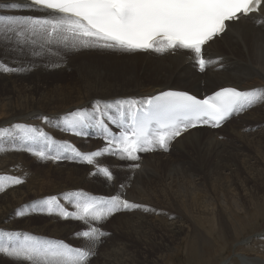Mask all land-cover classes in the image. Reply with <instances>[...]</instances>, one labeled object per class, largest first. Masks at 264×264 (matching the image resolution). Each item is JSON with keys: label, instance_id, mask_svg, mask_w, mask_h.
<instances>
[{"label": "snow or ice", "instance_id": "obj_1", "mask_svg": "<svg viewBox=\"0 0 264 264\" xmlns=\"http://www.w3.org/2000/svg\"><path fill=\"white\" fill-rule=\"evenodd\" d=\"M264 0H25L6 7L16 12L43 11L47 15L0 16V36L33 55L105 49L126 53L163 54L177 49L194 54L200 71L211 62L204 57V46L226 33L228 22L258 13ZM21 69L0 64V71ZM264 101V90L240 91L226 87L214 95L198 99L183 91H162L146 100H125L113 104L97 103L92 112L76 110L62 118V131L84 136L83 129L95 127L105 147L81 152L70 143L57 144L45 132L29 126L14 125L0 129V137H16L20 146L40 160L76 159L97 166V174L109 181L114 176L107 166H99L105 155L121 160L138 161L140 153L169 150V144L189 129L199 126L219 128L234 114ZM45 120L48 118L45 117ZM110 126L119 129L118 134ZM5 148L0 147V152ZM70 152L71 155L65 153ZM138 168L139 164L130 165ZM19 177L0 176V193L6 186L20 185ZM123 187V185H121ZM75 211H67L57 197L37 201L17 209L72 219L86 225L76 233L88 244L72 247L63 241L42 240L28 235L0 232V255L15 264H89L94 249L106 235L97 225L121 210L140 208L114 195L95 198L81 193L63 196Z\"/></svg>", "mask_w": 264, "mask_h": 264}, {"label": "bare ground", "instance_id": "obj_2", "mask_svg": "<svg viewBox=\"0 0 264 264\" xmlns=\"http://www.w3.org/2000/svg\"><path fill=\"white\" fill-rule=\"evenodd\" d=\"M19 2H21V0H0V16L8 15V14H12V15L14 14L15 15V14L20 13V12H16V11L12 10L10 8L9 9H3V7L8 5V4L19 3ZM262 14H264V12ZM262 14H261V16H262ZM260 28L261 29H258V28L254 29L251 25H248V24H245V25L241 26L240 28H235L233 30V34L238 39L234 40L232 38L227 37L226 41L223 45L221 43L217 44V47L219 50L214 53V56L219 59V62L218 63L213 62V65L216 68H224L226 70L224 75H222V73L216 74V75H211L209 71H205L204 74L196 76L195 85L200 89L210 87L212 90L218 89L221 87H226V86H233L237 89H251V88L260 86L261 89L264 90V26H261ZM45 55L49 56L48 61H46L47 59L46 60L41 59V60L36 61V60H34V56H36V55H33L32 51L30 49L21 50L15 44L3 41L2 36H0V63L5 62V63H8L10 67L21 69L20 71L6 72V74H5L9 79H12L11 80L12 85L10 86L11 89H7L4 93L3 92L0 93V129L5 127L6 125H11V126L21 125V126H29V127H35L36 128L37 126L35 124H30L28 122L26 123L25 121H28L27 118L34 117L35 115H37L39 113L44 114L45 117L48 118L47 120H45V121H47V125L49 124V125H52L54 127H58V123L60 122L61 118H63L64 116H66L69 113L75 112L76 110H80V108L85 109L88 107V105H91L92 103H94L92 106H96L97 103H100L101 105H103V104H107L106 102L108 101V99H113V98H117V97H129L132 95L140 96V95H144L146 93L158 92L160 90L169 88L168 85L170 83L174 84L176 82L180 83L183 81L186 83L185 85H189V83L191 82L190 81L191 80V68H190L189 62L187 61L185 64H183L184 60L182 57L171 58L165 62H162V61L157 62L155 60L147 58L144 55H137L135 57L130 56L129 58L105 56L106 57L105 60H103V57H98L95 55L86 56L84 53L77 54V55L63 53L62 57L61 56L55 57V56H51L49 54H45ZM102 56H104V55H102ZM37 57H39V56H37ZM92 57L93 58L98 57L101 60H91ZM210 57H212V55ZM66 58H68V59H66ZM24 59H30V60L27 63H24ZM69 60H71V61H69ZM138 63L141 64L140 67L138 66ZM47 64H50L49 65L50 67H46ZM69 66H71L70 73L75 72L77 75V81H78L77 88L75 90H70L69 92H67V94H65V98H63L62 100L58 99L57 102H60V103H57L55 101V98H52L51 95L57 93L56 90L59 89V86L58 85H56V86L47 85L45 82H43L40 79H42L41 76H51L50 73H52V72L56 73V72H59L60 70H62L61 71L62 74H68L66 72V68ZM47 69H49V71H47ZM36 70L38 72L34 74V71H36ZM39 80L41 81V84H40L41 87L50 86L52 88L54 86L53 87L54 91L50 95L51 97L48 100H46L44 98V99H41L40 101H38L37 102L38 104H35V101H33V97H31L30 100H26L24 97H26L27 95H31L32 93L38 92V90L40 89V85L38 83ZM16 82H26L29 85L17 87L16 86L17 84H15ZM51 83H53V82H50V84ZM201 83L203 84V86H201ZM1 86H6V85L2 84ZM75 91H77V92L75 93ZM49 93H51V92H49ZM49 93H46V94H49ZM90 101H93V102L88 103ZM250 107L257 108V109H254V110L251 109V111H249L247 113V116L244 117V121L242 122L244 124V127H246L245 123L248 120H252L253 124L263 126L264 125V101L258 102L256 104L250 106ZM89 112H91V111H89ZM58 117H59V120H58ZM25 118H26V120H25ZM33 123H37V121L33 122ZM242 123H241V125H242ZM262 129L264 130V128H262ZM263 130H261V132L259 131L260 134L256 135L255 138H251V137L249 138L250 135H253L251 133H249V135L248 134L246 135L245 133H242L241 131L239 132L235 129H232L230 131L231 133L228 136H227V134H223V132H222V134H221L222 139L224 138V136H226V138L230 137V141H233L231 143V146H230L231 151H229V158L230 159L228 158V160H226V158L225 159L216 158L215 160H212V162H210L207 166H204L203 164H205L211 157H214V156L217 157L220 154L217 155L215 153L216 151L207 152V150L205 153L202 154L200 151V149H201L200 145H204V146L207 145L208 148H210V149H216V147L218 146L217 136L212 137L211 133L207 130L189 131L186 133L187 136L180 138L176 142V145L172 148V149H177V150H179L178 146L184 148V150L181 152V158H179L177 161H175V164H173V170H176V164L177 163H179L180 165L188 163L185 166L179 167L178 171H179L181 180H183V182L185 181L187 184H189V186H193L194 189L204 187V185H207L209 183H210L209 185H214L218 181H221V182L224 181L228 185L227 186L228 188L233 187L234 190L231 189V190H233L232 194L236 193L235 195L239 196L241 203H242V208L245 209L246 204L244 205V203H246L250 199L254 198L253 194H255L256 191H258L259 189H264V151L261 147L262 140L260 138V137H262L264 139V131ZM222 131H223V129H222ZM54 133H55V135H59L60 137H62V135L60 134L61 133L60 131L54 132ZM218 135H220V134H218ZM63 137L69 139L72 144L80 145L87 153L96 151V150H93L94 144L91 143V145H87V143H89L90 140L84 141L83 136L74 135L75 139L69 138L68 136H65V135H63ZM64 140H63V142H65ZM237 142L239 144H237ZM240 143L242 144V146L240 145ZM224 147H226V146H224ZM203 149H206V147ZM223 149L225 150V148H223ZM242 149H245L247 152H250L249 154H242L241 153L242 155H245V157L248 158V159H244L243 163H241V159H240L241 154L237 153V151L238 152H240V150L243 151ZM223 152H225V151H223ZM186 153L187 154L195 153V155L199 157V161L201 162V169H198V165L200 162L195 164V166H192V163L189 162L187 157H186V155H187ZM252 153L254 154V156H252ZM9 154H11V152ZM9 154H7V155H9ZM7 157L9 158V156H7ZM222 157H226V156H222ZM107 158L111 159L110 161H111V164L113 167H110V165L108 163H106L105 159L102 160L99 164V166H107L110 169V171L112 172V174H114V180L110 181L111 185H113L112 189L110 187H108V189H107L109 192V197H107V198H110L114 195H120L121 194L120 196L122 198L128 200L129 202L137 204V205H143L146 201L149 200L148 198H150L149 197L150 195L149 196L147 195L148 200L143 199L144 197L136 198L135 200H133L132 197H130L128 195L123 196L122 194H124L125 191H127L126 190L127 185H130L131 188L134 185L136 187L137 183L139 182L140 179H142V177H144L148 174H152L153 181L159 187V189H157V188L155 189V192H159L156 196L157 200L163 205H166V206L171 207V208L174 207V212L176 213L175 214V216H176L175 222H173V224H167L166 225V228H169V230H170L169 233H171V236L178 234V231H177V228L179 226V225H177L178 221L182 220V218H185V216L187 217L186 221L189 222V225L191 226V229H192L191 232H195V234H197L196 235L197 238L205 237L204 229H202V226L205 223L209 224L211 226V225L215 224V222H217L216 223L217 228L216 227L215 228L217 229L218 232H220V228L224 227V224H225L224 221L227 220L228 215L232 216V212L230 213V211H227L226 208H224V204L228 201L227 200L225 201V199H223L222 195H220L214 199H212V197L210 198V201H216L217 202V210L214 214L209 213L208 212L209 209L207 211H206V209L204 211V209H202V208H199L198 210H196L195 207L198 206L196 201L193 202V204L192 203L191 204L190 203L184 204L185 201L182 199V196L178 197L177 199L173 198L171 195H175L176 192L177 193L180 192V194L175 195V196H180L181 194L185 193V191H187L188 189L190 191V194L192 195L193 189L191 187L184 189L185 183L183 184V182L178 181V183L176 185L177 191L170 193L173 190L172 189L173 185L167 186V185H165V183L160 184L163 181V177H165L167 175L166 174L164 176L163 173L168 172L170 168H168L167 166H165V167L160 166V162H159L160 160L159 161L154 160L152 162L142 160L141 163H136V164H139L138 168H133L130 165H132L134 163H132V164H129L127 162L121 163L119 161H113L112 160V159H114L113 157L111 158L109 156H106V159ZM1 160H3V158L0 159V161ZM7 160L5 157V161H7ZM12 162L13 161L11 160L10 163H12ZM16 164L17 163H15V165ZM165 164H166V162H165ZM168 165L172 166L171 162ZM6 166H8V165L3 164V162H2L0 164V170H3ZM96 168H97V166L93 165L91 170H96ZM157 168H159L158 173L154 172V170H156ZM67 170H69V169H67ZM149 170H151L152 172ZM63 175H64V173H63ZM132 176H133V179L131 178ZM73 177H75V176H73ZM193 177H197V179H198L197 183L195 182V180H192ZM66 178H68V177L66 176ZM158 178H160L161 180H159ZM107 180L108 179H106V181ZM33 181H34V179H33ZM30 182H31V180H30ZM147 183H148V181H147ZM103 184H104V182H103ZM72 185H74V184H72ZM121 185H123V187H121ZM71 187H73V186H71ZM135 187H134L135 191L136 190H138V191L142 190L141 188L139 190L138 189L139 187L138 188L136 187L137 189ZM15 188H18V186L17 187L15 186ZM201 191H203V190H201ZM17 192L20 194L19 197L15 198V199L12 198L11 193L16 194ZM40 192L42 193V191H40ZM133 193H136V192H133ZM226 193H228V192H226ZM0 194H2V193H0ZM138 194H140V192H138ZM33 195H34V192H33ZM33 195H32V192L30 190L22 191V189H19V188L15 189V190H13V188H11L10 195L5 196V197L0 196V205H1L0 232L14 235L16 230L13 227H18L20 229L19 225H21L23 220H17L11 224L9 221L10 216L13 213H15L17 211V209L20 208L21 204L26 203V202L28 203L29 201H31L33 199ZM258 195H259V193H258ZM107 196H108V194H107ZM132 196L134 198V194ZM34 197H35L34 199L38 198V194H36V196H34ZM213 197H214V195H213ZM227 197H228V195H227ZM167 198L173 199V200L167 201ZM236 199H237V197H236ZM258 199L259 198H257V200ZM176 200L180 201V204H177ZM207 200H208L207 195H203L202 200H200L201 204L204 207L209 206L208 205L209 201H207ZM230 200H233V197ZM153 201H155V200H153ZM234 201H235V198H234ZM152 203L155 204L154 202H151V204ZM230 203H231V201H230ZM237 204L238 203H236L235 205H237ZM26 205H29V204H26ZM159 207H161V206H159ZM240 208H241V206H240ZM250 208H251V206H250ZM128 211H130V210H128ZM128 211H125V212H128ZM119 212H122V210ZM211 215H214V216H211ZM116 219H118V218H116ZM144 219H143V221H144ZM52 220H54V219H52ZM57 220L52 221L53 222L52 227H56L55 221H57ZM128 220L131 221V219H128ZM50 222H51V220H50ZM76 222H74V223H76ZM138 222H140V221H138ZM109 223H110V221H109ZM119 224L117 227H119ZM45 225H46V223H45ZM49 225H51V224H49ZM128 225L129 224H127V225L123 224L122 227L127 228V227H129ZM150 226H153V225H152L151 221H148L146 223V227L148 228ZM180 226H181V224H180ZM23 227H26V226H23ZM85 227H87V226L85 225ZM45 228L44 227H35L33 229L29 228L26 230V232L33 233L34 238H37V239H39V237H40L39 235H44V236H47L50 238L59 239V237H60L59 233L60 232L56 231L55 233L49 234ZM131 228H132V226H131ZM84 229L86 230V228H84ZM7 230H13V231H7ZM59 230L61 231V229H59ZM127 230H129V229H127ZM208 232L210 233L209 230H208ZM23 234L24 233H21V236ZM62 234H63V232H62ZM144 238H145V236H144ZM197 238L195 240H198ZM202 238H201V240H202ZM54 241H56V240H54ZM77 241H78V239H77ZM83 241L87 242L85 240H83ZM105 242H106V240H105ZM115 242L116 241L110 242V243L108 242V243L112 244V245H118V244H113ZM103 246L105 247L104 244H103ZM128 247H130V246H128ZM102 250H104V248ZM189 250L191 252H193V247L189 248ZM98 251H97L98 254H99V252L102 253L101 250L99 252ZM129 251L131 252L130 255L132 254V258L128 262L129 264H146V262H147L146 251L147 250L142 251V249H141V250L137 251V253L135 252V254L133 253V250L129 249ZM130 255L128 257H130ZM259 255L262 258V259L261 258H259V259L264 262V250L259 252ZM95 257H98V259L102 262V264H116L115 262L110 260L109 254L104 256V254L102 253L101 257L99 255L98 256L95 255ZM194 258H195V256H194ZM126 261H127V259H126ZM0 264H15V261H13L12 259H10L8 257L0 255ZM155 264H156V262H155Z\"/></svg>", "mask_w": 264, "mask_h": 264}, {"label": "rangeland", "instance_id": "obj_3", "mask_svg": "<svg viewBox=\"0 0 264 264\" xmlns=\"http://www.w3.org/2000/svg\"><path fill=\"white\" fill-rule=\"evenodd\" d=\"M3 9H9V8L4 6ZM48 57H49L48 55L43 54L39 57L34 56V60L38 61L41 59H44V60L47 59L46 61H48ZM98 57H103V60L106 59L105 56H98ZM98 57L97 58L92 57L91 60H101ZM66 59H68V58H66ZM29 60L30 59H24V63H27ZM69 61H71V60H69ZM49 65L50 64H47L46 67H50ZM138 66L140 67L141 64L138 63ZM47 71H49V69H47ZM61 71L62 70H60L59 72H56V73L52 72V73H50L51 76H41L42 79H40L43 82H45L47 85H54V86L58 85L59 89L56 90L57 93L51 95L54 91V88H53L54 86L52 88L50 86L41 87V85H40L41 81L39 80L38 83L40 85V89L38 90V92L32 93L31 95H27L24 98L26 100H30V98L33 97V101H35V104H38L37 102L40 101L41 99H44V98L46 100H48L51 96H52V98H55L56 102L58 99L62 100L63 98H65V94H67V92H69L70 90H75L77 88L78 81H77L76 73L75 72L70 73L71 66L66 68V72L68 74H62ZM37 72H38L37 70L34 71V74ZM5 74L0 73V93L1 92L4 93L7 89H11L10 86L12 85V82H11L12 79H9ZM50 82H53V83L50 84ZM2 84H5L6 86H1ZM15 84H17L16 85L17 87L29 85L26 82H16ZM172 86H173V83H170L168 85L169 88ZM49 92H51V93H49ZM76 92L77 91H75V93ZM46 93H49V94H46ZM113 99H108V100H113ZM92 102L93 101H90L88 103H92ZM57 103H60V102H57ZM93 104L94 103H92L91 105H88V107L85 109L80 108V110H84L86 112H89V111L92 112L95 108V106H92ZM250 108L252 110L257 109V108H253V107H250ZM246 116H247V114H245V115H243L237 119H232L229 123H227L223 127V131H222L223 134H227V136H228L231 133L230 131L232 129H235L239 132L241 131L242 133H245L246 135L247 134L249 135V133H251L253 135H250L249 138L250 137L255 138L256 135L260 134L259 131L261 132V130H263L262 128H264L263 127L264 125L261 126V125L253 124L252 120H248L245 123L246 127H244V124L242 122L244 121V117H246ZM44 118H45V115L39 113V114L35 115L34 117L27 118L28 121H25V122L26 123L28 122L30 124H35L37 126L36 127L37 129H40L41 131L45 132L48 136H52V138L55 140H59L61 142H63L64 139H65L64 141L69 140L67 138H64L63 135L68 136L69 138L75 139V137L72 133L62 131L60 129L63 127L62 118L60 119V122L58 121L59 122L58 127H54V126L49 125V124L47 125V121H45ZM25 120H26V118H25ZM58 120H59V117H58ZM36 121H37V123H33ZM241 123L243 126L241 125ZM11 128H12L11 125H6L5 127L1 128V129H11ZM57 130L62 132V134L60 133L62 135V137H60L59 135H55L54 132H58ZM260 138L262 140L261 147L264 151V139L262 137H260ZM221 139H222V137L220 135V139L217 140L218 146L216 147V149H210V148H208L207 145L206 146L200 145V148H201L200 151L202 154L205 153L206 150H207V152L216 151L215 153L217 155L220 154L217 157H215V156L211 157L205 164H203L204 166H207L210 162H212V160H215L216 158H220V159L226 158V160H228L229 151H231L230 146H231V143L233 141H230V137L226 138V136H224V138L222 140ZM91 143L94 144L93 150L100 149L99 144L97 142L91 140V139H90V142L87 143V145H91ZM237 144H239V143L237 142ZM0 145H1L0 147L5 148V151H4L5 153L0 152V159L3 158V160H1L3 162V164L8 165V166H6L7 168L5 167L3 170H0V176L19 177L24 181L22 184H20V186L19 185L6 186V190L4 191V193L2 192V194H0V196L5 197V196L10 195L11 188H13V190L19 188V189H22V191L30 190L32 192V195L34 192L33 199L31 201H29L28 203L26 202V203L21 204L20 208L25 206L26 204H29V206H30V205L36 203L37 201L47 199L50 197H57L58 202H60L64 207L71 208V207H73L72 204L65 201L62 197L67 195V194L76 193V192H78V190L89 191L90 197H95V198H107V197H109V192L107 189H108V187H110L112 189L113 185H111V182L109 180L106 181V179L104 178V176L102 174H97V171H98L97 168H96V170H91L93 165H88V167L87 166H84V167L78 166L76 163H79V162H75V163L69 162L66 159H62L59 161L40 160L36 156L32 155L30 152L25 151L23 149V147L20 146V141L16 137H7V136L6 137H0ZM223 145L226 147H224ZM240 145L242 146L241 143H240ZM205 147H206V149H203ZM223 148H225V150ZM178 149L179 150H177V149L170 150L168 153L169 154L168 156L155 154V155H153L151 157H147L145 159L146 161H149V162H152L154 160H158V161L160 160L159 161L160 166H163V167L167 166L168 168H170L168 172L163 173L164 176L166 174L167 175L165 177H163V181H162V183H160V184L165 183V185H167V186L173 185L172 186L173 190L170 193L177 191L176 185H177L178 181L183 182V180H181V178H180L178 168L188 164L187 163V164L180 165L179 163H177L176 164V170H173V164H175V161H177L179 158H181V152L184 150V148L180 147V146H178ZM242 150L243 151L240 150V152L237 151V153L238 154H241V153L242 154H249L250 153V152H247L245 149H242ZM223 151H225V152H223ZM10 152H11V154H9ZM7 154H9V155H7ZM242 154H241L242 158L240 157L241 163H243L244 159H248L247 157H245V155H242ZM7 156H9V158ZM222 156H226V157H222ZM252 156H254L253 153H252ZM5 157H6V160L8 159L7 160L8 162L5 161ZM186 157H187L188 161L192 163V166H195V164L200 162L199 157L196 156L195 153H189L186 155ZM104 159L110 165V167H113L111 164V161H110L111 159H109V158L106 159V155L98 158V165ZM11 160L13 161L12 163H10ZM112 160L116 161L115 158ZM1 161H0V164L2 163ZM117 161H119V160H117ZM119 162L123 163V161H119ZM165 162H166V164H165ZM170 162H171L172 166L168 165V164H170ZM15 163H17V164L15 165ZM67 169H69V170H67ZM198 169H201V162L198 165ZM149 171H151V170H149ZM158 171H159V168L154 170V172H156V173H158ZM63 173H64V175H63ZM66 176L68 178H66ZM73 176H75V177H73ZM113 176H114V174H113ZM131 178L133 179V176ZM29 179L31 180V182ZM33 179H34V181H33ZM158 179L161 180L160 178H158ZM146 180L148 181V183ZM192 180H195L196 183L198 182L197 177H193ZM103 182H104V184H103ZM72 184H74V185H72ZM183 184H184V189H187L189 187H191L193 189L192 195L190 194L189 189L187 191H185V193L181 194L180 196H175L177 194H180V192H178V193L176 192L175 195H171V194L170 195L175 199L182 196V199L185 201L184 204H187V203L193 204V202L196 201V203L198 205L195 207L196 210H198L199 208H202V209H204V211H205V209L207 211L209 209L208 212L214 214L217 210V202L216 201H210L211 197H212V199H214V198H217L218 196L222 195L223 199H225V201L226 200L228 201L224 204V208H226L227 211H230V213L232 212V216L228 215L227 220L224 221V223H225L224 227L220 228V232H218L216 229L217 228V224H216L217 222H215V224H213L211 226L209 224L205 223L202 226V229H204V232H205V237L197 238L196 237L197 234H195V232H191V230H192L191 226L189 225V222L186 221L187 217L183 214L185 216V218H182V220H179L178 224H177V225H179L177 228L178 234L171 236V233H169L170 230H169V228H166V225L167 224H173V222H175V218H176L175 214L176 213L174 212V207L171 208V207H168L166 205H163L157 200L156 196L159 192H155V189L156 188L159 189V187L153 181L152 174H148V175L142 177V179H140L136 185L137 188L139 187L138 188L139 190H140V188L142 190H140V191L136 190L135 191V189H134L135 185L132 188L130 187V185H127V187H126L127 191H125V193L122 195L123 196L128 195V196L132 197L133 200H135L136 198H142V197H144L143 199H147L148 196L150 195L149 196L150 198H148L149 200L147 199L148 201H146L143 205H141L140 208L132 209L128 212H125V210H124L123 212H121L119 214H116V215L114 214V215L110 216L107 220L104 221L105 223L104 222L102 223L103 225L102 224L97 225L98 227L101 228V230L104 229L103 231L106 232V235L102 238L103 241L96 247L97 250L96 249L94 250L95 255L96 256L99 255L101 257L102 253L104 254V256L109 254L110 260L115 262L116 264L117 263L118 264H129L128 262L132 258V254L130 255L131 252L129 251V249L133 250L134 254H135V252L137 253V251L142 249V251L147 250L146 251V255H147L146 256L147 257L146 264H155V262H156V264H258V263L264 264V262L259 259V258H261L259 255V252L264 250V195H263L264 189H259L258 191H256L255 194H253L255 199L252 198L248 202L244 203V205L246 204L245 205L246 207H245V209H243L239 196L235 195L236 193L232 194L233 190H234L233 187L228 188L227 187L228 185L224 181H222V182L218 181L214 185H209L210 184L209 183L207 185H204V187L195 188V189L193 188V186H189V184H187L185 181L183 182ZM15 186L16 187L18 186V188H15ZM71 186H73V187H71ZM151 189L152 190L154 189V190L152 191ZM231 189H233V190H231ZM201 190H203V191H201ZM40 191H42V193ZM225 191L228 193H226ZM133 192H136L137 194L133 193ZM138 192H140V194H138ZM106 193L108 194V196ZM258 193H259V195H258ZM36 194H38V198L34 199L35 198L34 196H36ZM133 194H134V198L132 196ZM19 195L20 194L18 192L16 194L11 193V197L14 199L19 197ZM203 195H207V197H208L207 201H209V203H208L209 206L204 207L201 204L200 200H202ZM213 195H214V197H213ZM227 195L229 198L227 197ZM232 197H233V200H230V199H232ZM236 197H237V199H236ZM234 198H235V201H234ZM257 198H259V199L257 200ZM153 200H155V201H153ZM171 200H173V199L167 198V201H171ZM150 201L154 202L156 205L153 203L151 204ZM230 201H231V203H230ZM176 202H177V204H180V201L176 200ZM235 202L238 204L235 205L236 204ZM239 205L241 206V208ZM159 206H161V207H159ZM250 206H251V208H250ZM0 210H1V205H0ZM56 211L57 210H54L53 215H48L46 213H40V212L28 211V214L22 215V216L17 215L16 214L17 211H16L15 213H13L10 216L9 221L12 224L13 222H15L17 220H23L21 225H19L20 229L18 227H13L16 230V231L14 230L15 234H17V232L19 234L24 233L23 235H28V236H31L34 238L33 233L26 232L27 229H29V228L33 229L35 227H44V228L46 227L45 229L47 230V232L49 234L55 233L56 231L60 232L59 233L60 234L59 239L50 238V237H47L44 235H39L40 236L39 239L63 241L64 243L71 244L72 247H82V246L88 244V242H84L82 240V238L76 237V233H78L82 230H85L84 229V228H86L85 225L79 221L76 222V220L74 221L72 219H63L59 215L56 214ZM211 216H214V215H211ZM116 218H118V219H116ZM52 219H54V220L58 219L57 221H55L56 227H52V223H53L52 221H54ZM128 219H131V221ZM143 219L145 222L143 221ZM50 220H51V222H50ZM109 221H110V223H109ZM138 221H140V222H138ZM148 221H151L153 226H150L147 228L146 223ZM74 222H76V223H74ZM45 223L47 226L45 225ZM117 223L119 224V227H117L118 226ZM179 223L181 224V226ZM49 224H51V225H49ZM123 224L124 225L129 224L128 225L129 227L124 228V227H122ZM23 226H26V227H23ZM131 226H132V228H131ZM59 229H61V231ZM127 229H129V230H127ZM208 230L210 231V233L208 232ZM7 231H13V230H7ZM62 232H63V234H62ZM144 236H145V238H144ZM196 238L198 240H195ZM201 238H202V240H201ZM77 239H78V241H77ZM104 239L106 240V242ZM114 241H116V242L113 244H118V245L109 244L110 242H114ZM103 244L105 245V247L103 246ZM128 246H130V247H128ZM192 247H193V252H191L189 250V248H192ZM103 248L105 251L102 250ZM98 250L99 251L101 250L102 253L99 252ZM97 251L99 252V254L97 253ZM95 255L93 256L94 258L93 257L91 258V260L89 261V264L90 263L91 264H102V262L98 259V257H95ZM129 255H130V257H128ZM194 256H195V258H194ZM126 259H127V261H126Z\"/></svg>", "mask_w": 264, "mask_h": 264}]
</instances>
